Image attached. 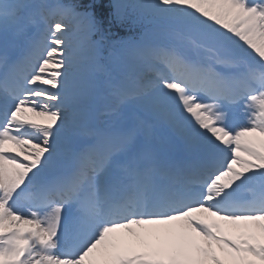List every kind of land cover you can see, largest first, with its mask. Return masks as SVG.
I'll return each mask as SVG.
<instances>
[{"label": "snow or ice", "instance_id": "6c2138e0", "mask_svg": "<svg viewBox=\"0 0 264 264\" xmlns=\"http://www.w3.org/2000/svg\"><path fill=\"white\" fill-rule=\"evenodd\" d=\"M0 264H264V0H0Z\"/></svg>", "mask_w": 264, "mask_h": 264}, {"label": "bare ground", "instance_id": "6f19581e", "mask_svg": "<svg viewBox=\"0 0 264 264\" xmlns=\"http://www.w3.org/2000/svg\"><path fill=\"white\" fill-rule=\"evenodd\" d=\"M39 119V118H38Z\"/></svg>", "mask_w": 264, "mask_h": 264}, {"label": "rangeland", "instance_id": "374dc122", "mask_svg": "<svg viewBox=\"0 0 264 264\" xmlns=\"http://www.w3.org/2000/svg\"><path fill=\"white\" fill-rule=\"evenodd\" d=\"M38 119V118H37Z\"/></svg>", "mask_w": 264, "mask_h": 264}]
</instances>
